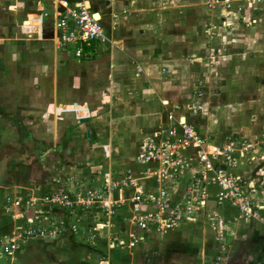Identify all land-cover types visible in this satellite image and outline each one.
Segmentation results:
<instances>
[{
	"label": "crops",
	"instance_id": "obj_1",
	"mask_svg": "<svg viewBox=\"0 0 264 264\" xmlns=\"http://www.w3.org/2000/svg\"><path fill=\"white\" fill-rule=\"evenodd\" d=\"M209 1L86 0L99 15L106 41L76 59L72 48L55 45L57 12L50 0H0L1 158H19L27 148L38 152L27 157L29 168L10 186L0 185V248L31 219L57 230L28 240L16 255L58 237L87 255L107 252L108 264H264V220H245L236 207L218 202L215 185L203 210L164 234L131 228L127 206L109 220L97 208L80 205L46 213L3 209L8 196L58 190L77 201L109 178L138 172L143 165L135 158L169 124L170 112L210 144L232 136L254 147L237 155V165L227 171L252 184L256 203L264 205L263 5ZM49 4L46 17L39 6ZM34 120L50 131V146L32 136ZM37 167L46 186L34 178ZM192 176L190 170L166 185L172 199L185 194ZM141 187L155 193L159 184L146 180ZM17 213L21 219L14 218ZM130 235L139 238L134 248L112 247Z\"/></svg>",
	"mask_w": 264,
	"mask_h": 264
},
{
	"label": "built area",
	"instance_id": "obj_2",
	"mask_svg": "<svg viewBox=\"0 0 264 264\" xmlns=\"http://www.w3.org/2000/svg\"><path fill=\"white\" fill-rule=\"evenodd\" d=\"M50 1L57 12L55 45L58 49L71 46L74 57L81 59L87 57L86 49L93 43L106 41L100 20L95 18L86 0L74 3L67 0ZM223 3L228 5L230 0H224ZM167 120L169 124L157 132L155 139L142 145L135 158L136 163L143 165L138 172L132 173L129 170L109 178L102 188L87 191L85 197H79L77 201L60 190L41 197L8 196L3 206L4 211L46 213L51 212L54 207L69 210L74 205H80L97 208L109 220L127 206L130 215L126 221L131 228L146 233L164 234L178 229L185 218L203 210L207 204L209 188L215 185L219 190L216 194L218 202L236 207L245 220H264L261 215L264 205L256 203L253 192L250 191L252 184L227 171L236 165L237 155L251 152L254 147L236 139H228L216 146L199 136L187 121L176 118L173 112L168 114ZM190 170H193L190 186L180 199H172L166 185ZM146 180L157 182L158 191H144L141 182ZM115 194L117 199L112 198ZM260 196L264 200V192ZM38 207L41 210H31ZM14 218L21 219L22 214L17 213ZM56 230V227L40 228L34 221L27 219L26 225L19 226L2 243L1 253L5 258L13 259L28 240L53 236ZM138 241V236L130 235L125 242L116 240L112 247L117 244L131 249Z\"/></svg>",
	"mask_w": 264,
	"mask_h": 264
},
{
	"label": "rangeland",
	"instance_id": "obj_3",
	"mask_svg": "<svg viewBox=\"0 0 264 264\" xmlns=\"http://www.w3.org/2000/svg\"><path fill=\"white\" fill-rule=\"evenodd\" d=\"M6 1H10V0H6ZM224 0H210L209 1V6H213V5H220ZM230 1H234V0H230ZM245 2L247 8H251L254 7L256 4L257 8L260 7V5L262 6V9L264 10V0H242ZM258 2V4H257ZM251 4V5H250ZM250 5V6H249ZM220 7V6H219ZM40 11L42 14H44L46 17L51 15V9L53 7L50 6V4L47 7L44 6H39ZM47 28L51 27V22L47 23ZM71 48V46H68L67 50L69 51V49ZM34 126V135L32 134L33 137H35V139H40L43 140V142L45 144L48 143V145L45 146H50L53 142V138L51 135H49L48 130H46V127L40 123V121L38 120H34V123L32 124ZM12 137V136H11ZM10 139H13L10 138ZM228 139H236L238 141H240L241 143H244L247 145V142L241 138L238 137H229L227 138L225 141H228ZM52 142V143H50ZM224 143V142H223ZM43 144V143H42ZM44 145V144H43ZM44 146V147H45ZM25 150V148H24ZM6 151H4L2 154L6 153ZM0 158H1V153H0ZM237 165V163H236ZM235 165V166H236ZM35 173L34 175H37V177H34L37 179L38 182V186H46L47 184H44V178L42 177V174L40 173L42 170L40 167H37L35 169ZM42 177V178H41ZM17 182V181H16ZM15 182V183H16ZM46 182V180H45ZM14 185H18L19 187H22V184H19L18 182ZM25 183V182H24ZM13 185V186H14ZM21 185V186H20ZM35 190V189H33ZM56 238L58 237H54L53 239H50L51 243L49 244H44L42 243L41 245L36 246L35 244H31L29 245L27 248H23L22 252H20L18 255H16L17 257H15L14 259H8L5 258L2 253H1V248H0V264H67L70 260H73V264H108L107 261V252L103 253L101 252V254H99L98 256H93V254H85L82 253L80 249H73L71 246V249L67 246L68 243H64L62 241H58V239L56 240ZM56 241H55V240ZM36 240H41V239H35L34 242H37ZM43 240V239H42ZM78 240V238H77ZM40 242H44V241H40ZM56 243L58 245H56ZM68 254V255H66ZM70 254L73 255L70 258ZM77 255V257H76ZM76 257V258H75ZM106 259V260H105Z\"/></svg>",
	"mask_w": 264,
	"mask_h": 264
},
{
	"label": "flooded vegetation",
	"instance_id": "obj_4",
	"mask_svg": "<svg viewBox=\"0 0 264 264\" xmlns=\"http://www.w3.org/2000/svg\"><path fill=\"white\" fill-rule=\"evenodd\" d=\"M27 152V154H26ZM38 152L34 148H27L23 153L20 154L19 158H15L13 155L7 153L0 159V185L6 186L11 185L13 180L17 179V176L25 171L24 169L29 168L27 160L29 156H34ZM29 154V155H28ZM26 157H25V156ZM10 158V159H9ZM30 160V159H29ZM33 160V159H32ZM39 161V160H38ZM33 162H37L34 158Z\"/></svg>",
	"mask_w": 264,
	"mask_h": 264
},
{
	"label": "bare ground",
	"instance_id": "obj_5",
	"mask_svg": "<svg viewBox=\"0 0 264 264\" xmlns=\"http://www.w3.org/2000/svg\"><path fill=\"white\" fill-rule=\"evenodd\" d=\"M95 18L98 20L99 19V15H95Z\"/></svg>",
	"mask_w": 264,
	"mask_h": 264
},
{
	"label": "trees",
	"instance_id": "obj_6",
	"mask_svg": "<svg viewBox=\"0 0 264 264\" xmlns=\"http://www.w3.org/2000/svg\"><path fill=\"white\" fill-rule=\"evenodd\" d=\"M18 128H20V129H21V127H19V126H18Z\"/></svg>",
	"mask_w": 264,
	"mask_h": 264
}]
</instances>
